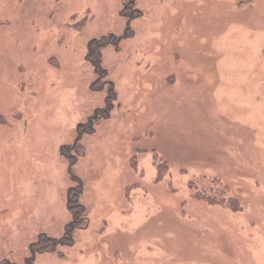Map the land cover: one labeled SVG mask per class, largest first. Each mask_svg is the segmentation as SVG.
<instances>
[{
	"label": "rangeland",
	"instance_id": "374dc122",
	"mask_svg": "<svg viewBox=\"0 0 264 264\" xmlns=\"http://www.w3.org/2000/svg\"><path fill=\"white\" fill-rule=\"evenodd\" d=\"M129 2L0 0V264H264V0Z\"/></svg>",
	"mask_w": 264,
	"mask_h": 264
},
{
	"label": "trees",
	"instance_id": "16d2710c",
	"mask_svg": "<svg viewBox=\"0 0 264 264\" xmlns=\"http://www.w3.org/2000/svg\"><path fill=\"white\" fill-rule=\"evenodd\" d=\"M135 1L136 0H130L129 4L130 3L133 4V3H135ZM141 15L142 14H140L138 12V14L134 18H137V17H139ZM104 74L106 75V73H104ZM111 89H110V91H111ZM67 148L68 147L63 146L62 147L63 152ZM72 190H73L72 188L69 189L70 193H73ZM80 193H81V185H78L75 188V192L73 193L74 208H72V215L73 216L74 215L76 216V217L75 216L74 217L77 218V221L80 219V221L78 222V224H80V228L81 227L82 228H84V227L86 228L87 226H85V225L88 224V221H89V218H88V210H87L86 206L83 203L80 202V199H79ZM227 204L232 205L233 203H227ZM71 231H72L71 229H67L66 232H65V234H64V236H62L61 238H46V236H44L43 239H41L39 242L34 243V245H33V251L55 252L56 249H57V247L60 246V245L67 246V245L73 244L74 237H73V234H72ZM31 259L33 260L34 259V256Z\"/></svg>",
	"mask_w": 264,
	"mask_h": 264
},
{
	"label": "flooded vegetation",
	"instance_id": "af4514ba",
	"mask_svg": "<svg viewBox=\"0 0 264 264\" xmlns=\"http://www.w3.org/2000/svg\"><path fill=\"white\" fill-rule=\"evenodd\" d=\"M127 29H129V28H127ZM82 127H84V126L82 125Z\"/></svg>",
	"mask_w": 264,
	"mask_h": 264
}]
</instances>
